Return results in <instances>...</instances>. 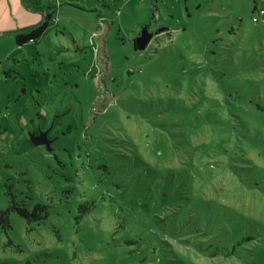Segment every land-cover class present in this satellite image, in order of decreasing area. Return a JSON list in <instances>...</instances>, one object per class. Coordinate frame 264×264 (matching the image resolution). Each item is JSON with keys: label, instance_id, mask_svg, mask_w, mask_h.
Wrapping results in <instances>:
<instances>
[{"label": "rangeland", "instance_id": "rangeland-1", "mask_svg": "<svg viewBox=\"0 0 264 264\" xmlns=\"http://www.w3.org/2000/svg\"><path fill=\"white\" fill-rule=\"evenodd\" d=\"M254 4L264 8L0 0V210L11 196L50 206L40 224L10 214L0 264H247L210 256L199 218L264 225V178L255 187L232 168L264 169V20ZM46 16L35 42L15 44ZM146 24L169 34L134 49ZM34 129L47 131L51 151L30 143ZM241 131L252 140L236 144ZM83 203L91 210L76 218Z\"/></svg>", "mask_w": 264, "mask_h": 264}, {"label": "trees", "instance_id": "trees-1", "mask_svg": "<svg viewBox=\"0 0 264 264\" xmlns=\"http://www.w3.org/2000/svg\"><path fill=\"white\" fill-rule=\"evenodd\" d=\"M152 8L154 10L156 9L154 5ZM256 8V6H253V15L257 13L255 12ZM47 19L48 16H46V19L43 23L30 28L25 32L17 33L14 37L15 44L17 46H21L28 42H35L45 31ZM146 26L149 27V24H146ZM164 32L165 31L156 33V35ZM139 33L137 34V36L139 35ZM165 33L169 34V32L167 31ZM134 43L135 39H133V46ZM98 45L99 47L96 50V55L102 57L103 54L105 56V46H103V41ZM262 48L264 49V45L262 46ZM101 60L103 61V59ZM233 134L234 139H236V144L237 140H239L240 143H242L243 140H247L248 142L252 140V138H249L248 135L243 131ZM217 147L218 150L226 152L228 155L231 153V151L228 152V150L222 145H217ZM235 147H237V145ZM238 162L239 164L232 168L234 170L243 171L241 174L242 176L240 177L246 176L248 174L251 179H254L256 181V187L259 184L257 183L258 180L261 177L264 178V169L257 165H254L253 163L251 164V166H247L241 163V161ZM6 193L7 195H11L8 192ZM91 207L92 206L90 205V203L79 204L77 206L79 216H77L76 218H83L91 210ZM49 208V205L36 203L32 206L31 209H26L22 205L14 202L13 196H11L8 201L7 208L4 210H0V229L5 231V227L7 225L10 226V214L12 213L18 214V216L23 218L27 223L40 224L49 216ZM216 217V222L207 214H202L199 218V227H204V229L200 228L201 236L203 237V242L207 245L205 249L208 250V252L209 250L211 251V253L209 252L210 256L213 257L215 255H218L219 257L227 258H247V264H264V225L256 223L259 228H261L260 230L254 224H251L252 222L249 220H247L248 222H246L245 226H239L231 222H226L225 219L219 215H217ZM226 224L228 225V227L226 226Z\"/></svg>", "mask_w": 264, "mask_h": 264}, {"label": "water", "instance_id": "water-1", "mask_svg": "<svg viewBox=\"0 0 264 264\" xmlns=\"http://www.w3.org/2000/svg\"><path fill=\"white\" fill-rule=\"evenodd\" d=\"M165 30H166L165 28L164 29L161 28L153 33L149 31L148 26H144L141 29L139 35L135 38L134 48L137 50H144L154 34ZM29 139L32 145L34 146L44 145L48 151H51L50 144L52 141L48 140L47 131L39 132L38 135H35L33 132H30Z\"/></svg>", "mask_w": 264, "mask_h": 264}, {"label": "built area", "instance_id": "built-area-1", "mask_svg": "<svg viewBox=\"0 0 264 264\" xmlns=\"http://www.w3.org/2000/svg\"><path fill=\"white\" fill-rule=\"evenodd\" d=\"M262 19L264 20V8L258 9L256 15H255V20Z\"/></svg>", "mask_w": 264, "mask_h": 264}, {"label": "flooded vegetation", "instance_id": "flooded-vegetation-1", "mask_svg": "<svg viewBox=\"0 0 264 264\" xmlns=\"http://www.w3.org/2000/svg\"><path fill=\"white\" fill-rule=\"evenodd\" d=\"M150 31V30H149ZM44 130H41V129H34V131H32L35 135H38L39 132H43ZM44 146V145H42ZM45 147V146H44Z\"/></svg>", "mask_w": 264, "mask_h": 264}, {"label": "crops", "instance_id": "crops-1", "mask_svg": "<svg viewBox=\"0 0 264 264\" xmlns=\"http://www.w3.org/2000/svg\"><path fill=\"white\" fill-rule=\"evenodd\" d=\"M254 6H256L255 4H254ZM257 7V6H256Z\"/></svg>", "mask_w": 264, "mask_h": 264}]
</instances>
